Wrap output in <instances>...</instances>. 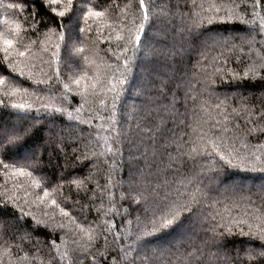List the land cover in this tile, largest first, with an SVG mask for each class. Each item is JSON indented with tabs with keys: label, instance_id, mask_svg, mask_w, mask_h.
Returning <instances> with one entry per match:
<instances>
[{
	"label": "trees",
	"instance_id": "trees-1",
	"mask_svg": "<svg viewBox=\"0 0 264 264\" xmlns=\"http://www.w3.org/2000/svg\"><path fill=\"white\" fill-rule=\"evenodd\" d=\"M144 5L0 0V264H264V0Z\"/></svg>",
	"mask_w": 264,
	"mask_h": 264
},
{
	"label": "snow or ice",
	"instance_id": "snow-or-ice-1",
	"mask_svg": "<svg viewBox=\"0 0 264 264\" xmlns=\"http://www.w3.org/2000/svg\"><path fill=\"white\" fill-rule=\"evenodd\" d=\"M140 6H141L142 9H145V18H147V10H146V6L144 5V0H140ZM94 14L97 15V16L100 15L99 12H96ZM61 15H62V13H61ZM141 31H143V25L141 26ZM140 39H141V37L139 35H137L136 36V42L139 43ZM12 43L13 42L11 40L6 41V44L8 45V47H11ZM168 223L171 224V221H169ZM262 239H264V237H262ZM261 254L264 255V253H261Z\"/></svg>",
	"mask_w": 264,
	"mask_h": 264
},
{
	"label": "rangeland",
	"instance_id": "rangeland-1",
	"mask_svg": "<svg viewBox=\"0 0 264 264\" xmlns=\"http://www.w3.org/2000/svg\"><path fill=\"white\" fill-rule=\"evenodd\" d=\"M152 35L156 36V34H155V33H153V32H152ZM135 96H139V95L135 93Z\"/></svg>",
	"mask_w": 264,
	"mask_h": 264
}]
</instances>
